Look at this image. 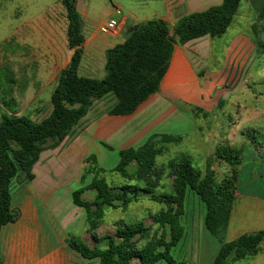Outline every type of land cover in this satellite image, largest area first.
Wrapping results in <instances>:
<instances>
[{
  "label": "crops",
  "instance_id": "crops-1",
  "mask_svg": "<svg viewBox=\"0 0 264 264\" xmlns=\"http://www.w3.org/2000/svg\"><path fill=\"white\" fill-rule=\"evenodd\" d=\"M161 1V14L152 18L123 17L122 37L117 32L109 40L99 37L98 27L96 30L89 28L87 15L82 14L84 42L78 75L82 72L86 78L94 79L92 75L101 74L105 51L123 42L128 25L161 19L171 30L178 18L196 11L183 6L179 9L177 1ZM262 8L264 0H242L231 25L220 37L204 36L174 46L158 92L132 114L111 116L106 113L108 108L96 112L57 148L42 152L32 168L33 180L19 186L12 194L11 207L19 216L0 230V264H99L95 259L82 258L68 246L67 239L72 236L69 232L84 226L85 211L80 221V207L72 203V192L71 201L69 197L65 201L66 196L60 197L59 192L71 181H81L84 161L91 154L97 156L99 162L106 159L107 154L102 153L107 150L105 145L116 152L138 148L154 135H160L161 140L163 136L177 140L170 142L169 148L186 143L193 148L196 145L203 150L199 155L194 153L202 160L204 170L200 171H212L215 180L218 171L225 169L223 161L216 156L218 148H252L254 137L251 133L264 126V49L259 46L264 37V19H259ZM256 18L262 22L257 27ZM66 26L67 21L60 37L50 31L42 38L38 44L39 55H33L41 59L39 64L32 63L30 49L14 52L12 48L6 60L1 59L4 54H0V70L8 66L11 76L6 81L0 78V117L50 113L39 101L44 91L50 98L59 73L68 66L73 54L67 45ZM18 33L14 32V36ZM32 65L35 66L33 70ZM250 85L257 90L249 91ZM230 170L231 167L227 173ZM87 181L85 178L84 185L90 182ZM256 192L259 194L247 193L245 199L254 203V209L261 211L264 217V190ZM240 197L236 185L234 198ZM231 217L232 210L224 233L229 230ZM202 219L203 224L204 215ZM203 231L199 243L193 238L198 264L209 263V255L205 257V251L199 252V245L204 250L208 244L214 245L212 263L222 244L217 239L219 233L215 236L205 228ZM210 236L217 243L209 241ZM187 238L185 236L184 244L190 245L191 252L193 241L188 242Z\"/></svg>",
  "mask_w": 264,
  "mask_h": 264
},
{
  "label": "trees",
  "instance_id": "trees-1",
  "mask_svg": "<svg viewBox=\"0 0 264 264\" xmlns=\"http://www.w3.org/2000/svg\"><path fill=\"white\" fill-rule=\"evenodd\" d=\"M59 1L65 10L67 45L73 54L58 75L50 96V114L39 122L24 116L0 117V230L18 219V211L11 207L12 194L33 180L32 168L40 154L57 148L70 137L95 101L112 94L115 103L106 113L132 114L158 92L174 46L204 36L220 37L231 25L242 0H221L220 5L184 15L174 22L171 30L161 19L128 25L123 42L105 51V75L100 80L78 75L84 42L81 15L76 12L77 0ZM259 19H264V8ZM162 139L164 143L177 141L166 136ZM155 144L152 138L138 148L118 151V163L110 172L128 181L127 184H109L103 176L106 171L96 166L94 156L89 157L94 162L89 170L94 171L93 177L87 185L72 192V203L85 211L87 236L67 239L68 246L82 258L95 259L99 264H184L176 261L171 251L184 235L181 219L188 191L204 203V225L209 233L216 236L224 230L236 191L240 152L230 147L216 150L217 158L231 166L230 172L217 182L212 171L201 172L187 157L156 165L155 158L161 149ZM163 178L169 181V191L157 192ZM140 200L162 206L150 215V225L119 220L113 224L111 233H98L105 208H126ZM262 242L264 230L222 243L211 264H225L230 256L239 260L254 255L261 251Z\"/></svg>",
  "mask_w": 264,
  "mask_h": 264
},
{
  "label": "rangeland",
  "instance_id": "rangeland-1",
  "mask_svg": "<svg viewBox=\"0 0 264 264\" xmlns=\"http://www.w3.org/2000/svg\"><path fill=\"white\" fill-rule=\"evenodd\" d=\"M80 11L79 14L83 16L87 15L88 26L91 29L96 30L100 23L106 22L108 20L114 21L118 25L119 36L122 37V18L135 16L138 18H152L155 14H161L163 10V4L161 0H80ZM83 1L85 3V9L83 7ZM179 3V9L183 7L196 10L194 12H201L208 8L210 5L217 6L220 5L221 0H167L168 3ZM78 3V0H77ZM76 3V5H77ZM199 10V11H198ZM65 10L63 5L59 0H0V54H4L1 59L6 60V54L12 51L18 52L20 50L29 51L31 54L32 63H41V59L33 55H39L38 53V44L45 36L47 32L52 31V33L57 37H60L62 30L65 29ZM255 27L260 26L262 23L255 19ZM48 26H50L48 28ZM64 27V28H63ZM63 28V29H62ZM23 29V30H22ZM18 35L14 36V32H18ZM250 32L254 34V30L250 29ZM99 35V34H98ZM118 36V37H119ZM19 37V38H18ZM99 37L102 40L111 39L110 36H101ZM117 37V38H118ZM115 40V39H114ZM259 46L264 45V37H262ZM20 46V48H16ZM32 51V52H31ZM1 57V55H0ZM35 69V66L32 65V70ZM105 73L102 70V73L99 72L95 75H92L94 79L100 80L104 77ZM80 76L85 77V75L80 72ZM10 73L8 66H4L0 70V78L6 81L9 79ZM7 89L9 88V83L7 82ZM251 88L249 91H253L255 88L254 85H250ZM257 89H254L256 91ZM39 103L44 109L45 106L49 108L51 112L50 98L48 97L47 91H44V94L41 95ZM115 103V98L112 94L107 95L101 100H97L89 108L87 115L80 120L78 125L74 130L82 125L85 121L93 118L96 112L104 111L106 108L111 107ZM44 111H47L45 108ZM32 113L25 114L29 119L39 122L45 119L49 114H41L34 116ZM261 129H258L256 132L251 133L254 137L253 147L250 149H238L241 157V164L237 167L238 169V179L237 186L238 192L241 193L240 198H234L232 203V217L229 230L224 233L223 230L219 232L220 236H217V239H220V242L226 243L238 238V236L243 235L244 233L253 234L259 231L264 230V217H262V212L254 209V203L245 199L246 194L251 192L253 194L257 193L256 190H264V126H260ZM80 130V128H79ZM164 137V136H163ZM154 139L156 148L161 149V153L156 156L155 163L156 165H165L169 161L179 157H187L191 165L199 170H204L202 160L199 156H194V153L198 155L203 151L202 147L196 145L193 148L190 144H180L177 146L168 147L169 143H164L163 139L161 140L160 135H154L147 139L144 144L151 139ZM143 145V144H142ZM112 148V147H111ZM108 150V151H107ZM102 150V153H106V161H98V157H95V164L98 168L105 170L103 174L106 181L111 185H120L127 184L128 181L124 180L116 173H111L110 171L115 168L118 163V152L114 151L112 148L109 150ZM96 154V153H93ZM89 156V157H91ZM87 157L84 161V169L82 171L83 178L79 180L71 181L65 189L59 192L60 197L66 196L65 201L70 199L71 201V192L85 186L84 179L87 178V182L93 177V172L89 170L92 168L94 162L89 160ZM225 167L224 170L216 174V181H221L228 173L231 166L225 162H221ZM229 166V167H228ZM227 169V170H226ZM226 170V171H225ZM207 171L205 170L206 173ZM86 181V180H85ZM168 184V186H167ZM87 185V184H86ZM169 181L163 178L162 187L157 190V192H167L169 191ZM248 191L247 189H251ZM69 192V195H67ZM78 213L82 221L83 209L79 208ZM162 206L153 203L149 200H140L128 205L126 208L112 209L105 208L104 218L98 229V233H111L113 231V224L119 220L126 222H138L143 221L146 226L150 225L149 217L152 214L160 211ZM185 213L181 219V224L184 227V235L179 244L174 247L171 251L173 258L176 261H183L184 264H198L196 258L197 255L195 240L198 239V243L203 238L204 228L206 229L204 222L202 224V217L205 213L204 203H202L199 198L192 191L186 193V200L184 205ZM82 213V214H81ZM200 224V226H199ZM204 225V228H203ZM155 227L152 226V231ZM87 226L86 221L84 226L80 225L78 230L70 231L69 234L72 236H79L81 238H86L87 236ZM207 230V229H206ZM187 232V233H186ZM185 236L188 237L186 241L192 242L191 252H189L188 244H184ZM196 239V242H197ZM213 236L209 237V241L214 242ZM216 242V241H215ZM217 243V242H216ZM193 247V248H192ZM261 251H258L248 256H245L242 259H235L234 256H230L225 264H264V242L260 245ZM203 250V251H202ZM205 251V257L209 259L211 264V254L214 252V245H209L205 250L199 245V252ZM201 255V253H200ZM157 264H165L164 262H158Z\"/></svg>",
  "mask_w": 264,
  "mask_h": 264
},
{
  "label": "built area",
  "instance_id": "built-area-1",
  "mask_svg": "<svg viewBox=\"0 0 264 264\" xmlns=\"http://www.w3.org/2000/svg\"><path fill=\"white\" fill-rule=\"evenodd\" d=\"M118 32V25L110 20L98 26V33L102 36L116 35Z\"/></svg>",
  "mask_w": 264,
  "mask_h": 264
},
{
  "label": "water",
  "instance_id": "water-1",
  "mask_svg": "<svg viewBox=\"0 0 264 264\" xmlns=\"http://www.w3.org/2000/svg\"><path fill=\"white\" fill-rule=\"evenodd\" d=\"M80 3H81V1L78 0V3H77V5H76V12H77V13H79V11H80Z\"/></svg>",
  "mask_w": 264,
  "mask_h": 264
}]
</instances>
